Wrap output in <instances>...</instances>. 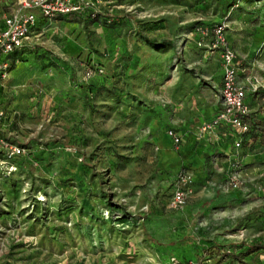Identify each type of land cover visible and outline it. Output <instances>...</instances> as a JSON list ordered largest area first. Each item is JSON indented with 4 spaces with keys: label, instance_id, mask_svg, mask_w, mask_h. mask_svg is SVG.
Returning a JSON list of instances; mask_svg holds the SVG:
<instances>
[{
    "label": "rangeland",
    "instance_id": "obj_1",
    "mask_svg": "<svg viewBox=\"0 0 264 264\" xmlns=\"http://www.w3.org/2000/svg\"><path fill=\"white\" fill-rule=\"evenodd\" d=\"M86 2L0 55V139L22 148L0 141V264H264V0ZM217 21L253 108L226 149L197 130L217 87L196 27Z\"/></svg>",
    "mask_w": 264,
    "mask_h": 264
},
{
    "label": "built area",
    "instance_id": "obj_2",
    "mask_svg": "<svg viewBox=\"0 0 264 264\" xmlns=\"http://www.w3.org/2000/svg\"><path fill=\"white\" fill-rule=\"evenodd\" d=\"M87 2L86 0H16L12 10L3 15V24L0 26V55L10 54L31 44L33 38L38 36L37 15L51 19L58 14L82 10ZM196 33L200 35L199 44L207 39L208 47L218 51L221 65L220 105L210 119L198 126V135L212 136L215 128L226 125L236 133L237 139L234 145L238 147L250 129L248 116L251 109L246 100L247 88L237 78L238 64L235 50L226 37L223 21L213 25H200L196 27ZM9 65V58L0 60V86L9 75ZM1 115L3 110L0 107ZM167 133L175 143L182 139L181 134H177L172 128H169ZM0 141L4 143L7 156H15L22 152L19 144L7 143L3 139ZM187 182V176L180 173L173 184L169 208L177 210L185 206L190 192ZM232 184L235 185V182Z\"/></svg>",
    "mask_w": 264,
    "mask_h": 264
},
{
    "label": "crops",
    "instance_id": "obj_3",
    "mask_svg": "<svg viewBox=\"0 0 264 264\" xmlns=\"http://www.w3.org/2000/svg\"><path fill=\"white\" fill-rule=\"evenodd\" d=\"M15 4H16V0H0V26H2V24H3V15L5 13L9 12L10 10H12V8L15 6ZM82 12H85V10H83ZM68 15L69 14L66 13V16H68ZM70 15H72V14H70ZM76 17H78V16H76ZM45 19L46 18H44L43 16L37 15L36 29L39 27L40 21L45 20ZM189 34H191V36H197V35H195L196 33H194L193 30H190ZM205 43L208 44V42H205ZM205 53L206 54H204V56L206 58H209V56L211 57V55H214L215 58H216V61H214V60H210V61L207 60V62L205 63V65H203L204 66L203 69H204L205 73L207 75H209L213 79V84H214V86L217 87V104H216V109H214V111L211 113V115L208 116L203 121H205L207 119H210L214 115V113L217 111V109H218V107L220 105L219 86H220V79H221V65H220V57H219L218 51L212 49V50H210V52L207 51ZM238 76H239V66H238L237 78H238ZM246 97H248V96L246 95ZM247 102H248V104L250 106L251 105L250 104L251 99H247ZM250 109L252 110L253 108H251V106H250ZM255 114H258L260 116L263 115L261 113H255ZM223 126L224 125L215 128L214 129V134L212 136H208V137L211 138V137H214L215 136L214 140H217V138L220 139L219 141L223 142L226 145V147H225V149H226L227 148V145H228V140H226L227 134L225 132L227 131V129L229 127H226L225 128V132H222L223 131L222 129L224 128ZM229 129H230L229 132H231L232 135H233V137H234L233 142H232V144L234 146V142L237 139V135H236V133L231 128H229ZM250 137H251L250 134L246 135V137L243 140V143H244V141L246 142V141L250 140Z\"/></svg>",
    "mask_w": 264,
    "mask_h": 264
},
{
    "label": "trees",
    "instance_id": "obj_4",
    "mask_svg": "<svg viewBox=\"0 0 264 264\" xmlns=\"http://www.w3.org/2000/svg\"><path fill=\"white\" fill-rule=\"evenodd\" d=\"M86 4H85V6H84V8L82 9V10H79V11H73V12H70V13H67V14H72V15H74V16H80V15H82V11L83 10H85V8H86ZM108 16H111L110 14L108 15ZM218 22V21H217ZM216 23V22H215ZM214 24V23H213ZM213 24H211V25H213ZM22 48V47H21ZM20 48V49H21ZM0 88H2L1 86H0ZM250 115H251V113H249V116H248V121L249 120H251V118H250ZM252 116V115H251ZM248 134H250V135H252V131H251V128L249 129V131L247 132V134L246 135H248ZM246 137V136H245ZM244 140V139H243ZM255 247H262V248H264V245H261V246H259V245H257V244H255V245H252V246H249V248L251 249V248H255Z\"/></svg>",
    "mask_w": 264,
    "mask_h": 264
}]
</instances>
